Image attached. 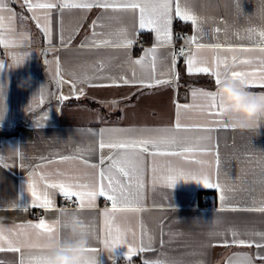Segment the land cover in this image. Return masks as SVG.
Here are the masks:
<instances>
[{
  "label": "crops",
  "instance_id": "obj_1",
  "mask_svg": "<svg viewBox=\"0 0 264 264\" xmlns=\"http://www.w3.org/2000/svg\"><path fill=\"white\" fill-rule=\"evenodd\" d=\"M5 3L17 17L11 23L5 19L0 35L6 40L17 39L9 31L12 29L24 37L14 44H0V96L3 103L0 156L7 164L0 165V228L6 230L5 235L14 240H25V235H13L23 225L28 242L43 244L46 254V238L29 228V222L37 223L45 219L53 225L59 221L57 232L63 240L71 238L65 225L75 219L86 226L89 248L96 249L95 253H89L98 255L97 264H144L145 261L235 264L245 256L251 257L253 264H264L259 258L264 256V248L256 247L264 240L253 235L264 233V213L248 210L260 207L264 201V123L258 128L243 130L212 125L210 133L196 128L179 132L174 129L178 112L182 125H207L214 120L232 123L225 115L210 116L207 111L195 106L177 108V105L204 103L202 97L193 98V90H216L214 77L189 75L181 57H177L176 74L171 72L174 50L178 51L181 44H186L188 50L195 49L194 44L186 43L188 37L196 34L191 22L174 18L173 41L157 47L155 76L157 79H168L170 83L153 84L151 87L122 83L113 85L110 78L119 81L120 77L126 76L131 79L133 71L137 80H152L150 70L132 62L144 54V49L158 44L154 32L136 31L137 16L100 8H68L63 10L62 16L54 11L52 43H49L31 19L32 13L23 5V0H5ZM186 3L203 29L200 43L244 45L253 49L240 52L205 47L200 50L199 56L207 58L210 63L216 55L228 57L229 68L237 71H251L257 66L233 65L231 57L235 55L241 60L264 57V52L256 47L259 39L256 33L264 30V0H186ZM4 15L7 17L8 13ZM121 29L135 34L136 43L130 48L92 44L94 39H115L114 34ZM185 29V35L178 36V30ZM61 30L66 40L69 36L73 37L67 45L60 42ZM249 30L252 31L251 38ZM93 32L101 35L94 37ZM57 57L64 79L75 80L77 89H83L82 94L73 91L67 83H57L54 78V59ZM20 58L21 62L16 63ZM246 88L253 94H264V87L259 86V82ZM41 94L45 97L43 104L38 103ZM61 94L68 99H60ZM101 129H130L128 135L132 136L175 134L187 137L192 143L197 137L210 135L213 153L202 158L212 162L210 171L215 180V157L218 152L219 180L234 188L229 194V201L222 203L217 189L205 187L196 178L180 176L171 187L168 186L163 177L167 175L169 160L173 167L196 170L195 165L185 164L179 158L157 157V179L153 182L152 157L146 154L145 187L139 204L141 210L117 211L115 218L117 224L130 227L136 233V246L140 245L142 232L145 243L151 237V250L137 251L129 260L126 253L133 241L131 232L122 244L113 249L105 246L102 213L105 208L111 209V203H105L104 198H97L95 207H89L87 202L84 207H64L59 203L58 191L49 189L54 206L43 208L44 216L38 218L36 210L41 207L31 206L29 173L34 166L40 165L37 171L48 173L52 180L64 178L58 177L57 171L79 177L81 182L95 180L97 169L85 166L81 160L61 162L59 157L83 155L98 163ZM17 151L22 158L16 155ZM103 154L109 155L108 150H103ZM48 160L54 163L49 164ZM204 192L211 194L205 205L201 203ZM233 232L237 234L235 237ZM234 238L243 239L246 243H232ZM23 251L25 255L29 252L39 255L42 249ZM20 255L19 252L0 251V264H19Z\"/></svg>",
  "mask_w": 264,
  "mask_h": 264
},
{
  "label": "snow or ice",
  "instance_id": "obj_2",
  "mask_svg": "<svg viewBox=\"0 0 264 264\" xmlns=\"http://www.w3.org/2000/svg\"><path fill=\"white\" fill-rule=\"evenodd\" d=\"M15 2V0H13ZM23 5L29 12L32 13L31 19L36 22L38 28L41 29L45 38L49 43H52V25H53V12L58 11L61 13L64 9H85L91 10L93 8H100L105 10H120L124 12H130L134 16L138 17V28L140 30H149L155 33V39L158 44L153 47L144 49V54L132 61L134 64L141 66L145 70L152 72L151 82L144 79H136L135 71L133 76L129 79L126 76L120 77L119 81L115 78H110L113 85L120 83L124 85L139 84L141 86L151 87L153 84H167L170 83L168 79H157L155 76L156 69V53L159 44H170L173 41V22L174 18L184 22H191L196 34L187 38L186 43L195 45V49H189L185 52V49L174 50L172 52V69L173 75L176 74L177 57L184 59L186 65V71L189 75L192 74H207L214 77V83L216 88L219 87L222 78L230 76L233 79L241 80L245 87L251 86L254 82H259V86L264 87V57L253 59L241 60L237 56L231 57V63L236 64H257L251 71H237L229 68L228 57H221L219 55L214 56L210 63L207 58L199 56L201 49L209 47L214 50H227V51H240L248 52L253 49L244 45H224L221 43L205 45L200 43L199 40L203 35V29L198 23V18L194 15L190 8L185 3H181V0H23ZM8 13L7 17L4 13ZM17 14L9 7L5 0H0V29L4 27V21L7 18L9 23L15 20ZM93 28H95V21L93 22ZM17 37V39L6 40L0 35V44H14L17 40H23V34H16L12 29H9ZM219 31V29H216ZM251 38L252 31L249 30ZM95 37L97 34L92 33ZM115 39H94L93 45L104 44L113 45L115 47L130 48L136 43L133 36L135 34H129L126 29H121L115 34ZM259 39L256 41V47L259 51L264 52V30L256 33ZM72 36H69L66 40L63 31L61 30L60 42L62 45H67L72 40ZM87 39V38H86ZM84 42H82L83 44ZM21 59H17L16 63L21 62ZM47 63V61H46ZM55 73L54 78L59 85L69 84L73 91H79L83 93V89H77L75 80H65L59 58L54 59ZM2 66V64H0ZM223 68V71L221 70ZM87 78V77H86ZM93 86H111V85H93ZM193 98L197 96L204 99V103L196 105H177V108H191L198 107L201 110L207 111L210 116L223 117L226 111V105L224 104L223 97L218 95L216 90L205 91L204 89L193 90ZM264 97V94H259ZM44 95L41 94L38 100L39 104H43ZM60 99L67 100L68 97L61 94ZM32 108L30 106L29 111ZM3 114L2 96H0V115ZM212 125L216 127H235L232 123H221L220 120L210 121L207 125H182L179 119V112L174 124V129L179 132L181 130H188L189 128L202 129L206 132L212 131ZM130 129H101L99 136V162L93 163L89 158L83 155H68L60 156L61 162L71 160H81L82 163L93 169H97L96 179L92 181L81 182L79 177L69 176L67 173L57 171L58 177H64L63 179L52 180L49 179V174L44 172H38L37 169L40 165H36L33 171L29 173L28 191L31 193V206L41 208H51L54 206V200L52 199L49 189L56 190L58 193L69 199L75 198L81 207H84L85 202L89 207H95L97 198H104L111 203V209L105 208L102 215L104 216L105 225V240L106 247L112 249L117 245L122 244L129 232L132 233L133 241L128 245V251L126 253L127 258L130 260L132 256L137 252H145L151 250V237L148 238L147 243L144 241V234L141 233L140 245H135L136 233L132 229L122 227L116 223L117 211H140V201L143 197V189L145 187L144 173L146 171V154L152 157V174L153 182L157 179V157L179 158L185 164L195 165L196 170H185L184 168H176L171 165L169 160V166L167 168V175L163 177L168 186H172L177 177L183 176L185 178H196L203 182L205 187L215 188L219 192V199L222 203L229 201V194L234 191V188L222 183L219 180V155L216 153L215 166H216V179L213 180V173L210 169L213 167L212 162L202 157L206 155H212L213 146L211 145V136H201L196 138V142L192 143L187 137H180L175 134H157L150 136L128 135ZM160 132L161 130H156ZM107 133V138L105 134ZM107 149L109 155L105 156L103 150ZM79 151V150H78ZM16 155L22 154L18 151ZM44 159V158H42ZM48 163H54L52 160H48ZM0 165L7 166L4 161V157L0 156ZM23 166V165H22ZM119 206V207H118ZM255 210L264 213V201L261 202V206ZM78 222L77 220H73ZM79 223V222H78ZM59 224V221L56 222ZM56 224L49 225L45 219H40L37 223L29 222L28 227L36 230L38 235H43L46 240L60 239ZM65 227H68L66 224ZM86 231V226L82 225ZM5 229L0 228V251H12L19 252L20 259L19 264H48V257L43 251V244H33L28 242L27 233L24 231V226H20V230L13 235H25V240L19 241L10 238L5 235ZM11 232L12 230H7ZM237 234L233 232V237ZM264 240V233H253ZM163 243V241H161ZM232 243L245 244L243 239H233ZM7 247H3V245ZM257 248H264V243H257ZM42 249L41 254L34 255L31 252L25 255L23 249ZM88 252L95 253L96 249H87ZM264 261V256L259 257ZM84 264H97L95 259H90L84 262ZM144 264H164L162 261L149 262L145 261ZM235 264H253L251 257L245 256L244 259L238 260Z\"/></svg>",
  "mask_w": 264,
  "mask_h": 264
},
{
  "label": "clouds",
  "instance_id": "obj_3",
  "mask_svg": "<svg viewBox=\"0 0 264 264\" xmlns=\"http://www.w3.org/2000/svg\"><path fill=\"white\" fill-rule=\"evenodd\" d=\"M216 92L223 97L225 116L235 128L253 129L264 123V97L248 91L241 80L223 77ZM67 225L71 238L46 240L48 264H84L90 259L97 261L98 255L87 251L90 239L82 225L75 221Z\"/></svg>",
  "mask_w": 264,
  "mask_h": 264
},
{
  "label": "built area",
  "instance_id": "obj_4",
  "mask_svg": "<svg viewBox=\"0 0 264 264\" xmlns=\"http://www.w3.org/2000/svg\"><path fill=\"white\" fill-rule=\"evenodd\" d=\"M185 33H186V29L185 30H178V32H177L178 36H180V37L181 36H184ZM182 47L185 49V51H187L188 48H189L186 44H181L180 49ZM210 197H211V194L209 192H204L201 195V203L204 204V205L207 204V202H208V200H209ZM104 202L105 203H110L106 199H104ZM59 203H60L61 206H64V207L76 208V207H79L80 206V204L78 203V201L75 198L69 199V198L64 197L62 195H60V197H59ZM36 215H37L38 218H43V216H44V209L43 208H38L36 210Z\"/></svg>",
  "mask_w": 264,
  "mask_h": 264
},
{
  "label": "trees",
  "instance_id": "obj_5",
  "mask_svg": "<svg viewBox=\"0 0 264 264\" xmlns=\"http://www.w3.org/2000/svg\"><path fill=\"white\" fill-rule=\"evenodd\" d=\"M181 26V25H180ZM42 67H44V63L42 64ZM90 103H94V102H90ZM135 257V256H134Z\"/></svg>",
  "mask_w": 264,
  "mask_h": 264
}]
</instances>
